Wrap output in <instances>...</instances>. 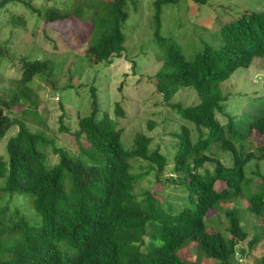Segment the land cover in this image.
I'll return each instance as SVG.
<instances>
[{
  "label": "trees",
  "instance_id": "16d2710c",
  "mask_svg": "<svg viewBox=\"0 0 264 264\" xmlns=\"http://www.w3.org/2000/svg\"><path fill=\"white\" fill-rule=\"evenodd\" d=\"M9 1L0 0V6ZM65 1V9L48 8L43 19L55 22L75 17L88 22L79 29L78 42L68 40L70 49L82 48V55L89 57V63H112L114 58L123 57L126 49L123 29L129 17L127 6L136 0ZM179 1L153 0L154 39L161 48L159 60L163 61L154 78L165 102L169 103L181 87H192L199 97V101L189 106L180 102L169 105L178 115L194 123L198 134V140L193 142L189 128L184 125L178 134L180 142L175 153L174 169L189 171L185 176L189 179L187 193L196 204L180 212L179 218L186 224L162 226L152 242L145 243L149 214L142 204L156 202L158 191L153 192L152 183L146 187L141 183L151 172L157 176L156 181H162L166 156L159 148H151L152 138L142 132L135 135L134 144L127 148L123 141L125 126L100 109L95 86L91 87L93 110L88 116H79L73 133L78 155L57 146L44 131L32 130L25 120L13 116L14 105L24 98L36 110L26 109L28 117L41 122L46 118L45 114H37L36 99L11 91L9 101L0 100V140L15 125L18 130L7 142L8 160L0 157V178L7 174L6 184L0 189L32 198L40 222L32 225L22 217L4 222L0 217V252L15 251V258L0 264H195L179 253L188 239L198 244L203 254L217 259V264L235 263L240 243L250 238L237 209H230L226 214L229 236L207 229L204 219L222 200L242 194L248 196L250 211L264 217V172L256 163V171L252 173L258 177V188L250 184L245 173L246 165L253 159H264V111L248 119L243 128L238 125L244 126L245 122L237 125L235 116L227 115V121L222 122L216 115L222 111L225 101L219 85L239 67H248L254 58L264 56V10L243 12L226 22L220 29L221 47L206 45L193 57H187L176 41L160 33L163 9ZM196 2L204 4L207 0ZM8 54L6 47L0 46V55ZM21 61L19 89L31 84L37 76L54 77L63 64L57 62V65L45 58ZM74 63L67 65L71 77L78 69ZM73 86L69 80L63 88ZM121 105L117 103L115 108L114 116L118 120L126 115ZM154 127L155 123L150 122L148 128ZM59 130L68 129L62 123ZM249 135L257 140L263 138L257 143V151L247 149L252 148L253 141H245L243 145L239 140ZM83 142L90 147L85 148ZM214 145L230 151L232 163L216 160L214 169H206L205 173L193 169L189 162L192 155L197 154L193 161L195 167L203 164L214 158L210 151ZM51 153L58 156L54 165L48 164ZM134 157L145 159L149 164L145 162L144 167L141 161L135 172L130 162ZM16 233L21 237L10 245L9 237ZM260 239V235L253 236L249 241L251 252ZM241 251L245 252L244 248ZM261 262L264 264V253Z\"/></svg>",
  "mask_w": 264,
  "mask_h": 264
},
{
  "label": "rangeland",
  "instance_id": "374dc122",
  "mask_svg": "<svg viewBox=\"0 0 264 264\" xmlns=\"http://www.w3.org/2000/svg\"><path fill=\"white\" fill-rule=\"evenodd\" d=\"M53 6L65 9L66 1L10 0L6 5L0 6V46L6 47L9 52L8 56L0 55V100L9 101L12 96L11 91L22 92L23 96L26 95L33 101L36 99L39 103L37 114H45V122L26 115V109L36 110L24 98L19 99L14 105L13 116L25 120L32 130L44 131L46 137L52 139L57 146L78 155V145L73 133L77 130L79 116H88L93 110L91 87L95 86L100 109L108 113L117 123L125 126L123 141L127 148L134 144L133 140L138 132L151 137L153 140L151 148H159L165 154L167 166L162 181H156L157 176L151 172L141 183L143 187L152 183L153 192L158 191L156 202L145 201L142 204L146 214H149L144 236V241L148 245L158 235L162 226L185 225L186 222L179 218L180 212L186 207L196 206L195 201H191L187 193L189 179H185V176L189 171H176L174 165L175 153L180 142L178 134L182 127L185 125L189 128L193 142L198 140L197 128L194 123L178 115L169 105L180 102L189 106L199 101V97L192 87H181L168 103L157 91L154 75L163 61L159 60L161 48L154 39L153 0H136L135 4L131 1L128 3L129 17L123 29L126 35V49L123 57L114 58L112 63L105 61L89 63L87 61L89 57L82 55V48L70 49L68 40L78 42L79 29L84 28L88 22L85 23L75 17L46 22L43 14ZM73 6L74 3L71 8ZM262 10H264V0H207L204 4H198L196 0H180L163 9L160 33L176 41L187 57H193L206 45L214 48L222 46L223 37L220 29L226 22L236 19L243 12ZM24 58L32 60L45 58L57 65L61 62L63 64L54 77L46 79L37 76L31 84L19 89L17 86L22 76L21 60ZM74 61L78 69L71 77L67 65ZM69 80L74 84L73 88L64 89L63 86L69 84ZM219 88L225 101L222 103V111H217V117L225 123L227 115L235 116L237 125L245 122L244 126L238 125V128L246 127L248 119H253L264 111V56L254 58L253 63L248 67L236 69L230 78L219 85ZM117 103H121L126 110L124 117H118L120 120L114 116ZM150 122L155 123L152 130L148 128ZM62 123L68 130H59ZM17 130L18 125H15L0 140V157L3 156L4 161L8 160L7 142L16 135ZM259 139L263 140V138ZM259 139L250 135L239 138L243 145L245 141H253L252 148L247 147L253 151H257ZM83 144L87 149L90 147L85 142ZM210 151L214 154V158L196 167L193 161L197 154H193L189 160L192 168L205 173L206 169L209 170L211 167V170L214 169L216 160L232 163L230 151H225L217 145L210 148ZM57 159L58 156L51 153L48 164L54 165ZM130 162L135 172L138 171L139 163L144 167V164H149L139 157H134ZM256 163L259 170L264 172V159H253L245 167L246 176L251 180V185L254 183V188H258L260 184L258 177L253 175L256 173H252V170L256 171ZM6 179L7 174L0 178V187L6 184ZM165 180L167 183L164 182ZM218 185L222 186L220 183ZM140 192L138 191L139 194ZM246 196L242 194L222 200L216 208L207 213L204 223L207 229L229 236V221L226 214L230 209H237L242 225L250 234V238L260 235L261 239L252 252L249 249V241L252 238L241 242L234 264H262L264 217L250 211ZM0 212L4 222L19 217L32 225L40 222L32 198L25 194H12L0 189ZM20 237V233L10 236V245ZM63 247L72 252L68 245ZM242 248L245 252L241 251ZM179 253L195 264L218 263L217 259L203 254L192 239L184 243ZM12 258H15L14 250L0 252V262Z\"/></svg>",
  "mask_w": 264,
  "mask_h": 264
},
{
  "label": "clouds",
  "instance_id": "9594fccd",
  "mask_svg": "<svg viewBox=\"0 0 264 264\" xmlns=\"http://www.w3.org/2000/svg\"><path fill=\"white\" fill-rule=\"evenodd\" d=\"M165 183H167V182H165Z\"/></svg>",
  "mask_w": 264,
  "mask_h": 264
}]
</instances>
